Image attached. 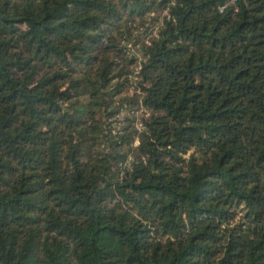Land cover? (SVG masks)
I'll list each match as a JSON object with an SVG mask.
<instances>
[{"label": "trees", "instance_id": "1", "mask_svg": "<svg viewBox=\"0 0 264 264\" xmlns=\"http://www.w3.org/2000/svg\"><path fill=\"white\" fill-rule=\"evenodd\" d=\"M226 1L0 0V264H264V0Z\"/></svg>", "mask_w": 264, "mask_h": 264}, {"label": "rangeland", "instance_id": "2", "mask_svg": "<svg viewBox=\"0 0 264 264\" xmlns=\"http://www.w3.org/2000/svg\"><path fill=\"white\" fill-rule=\"evenodd\" d=\"M165 9H159L158 11H156L154 13V16H152V18L147 23V25L149 26L148 27V31L146 33H144V35H143V37L141 38L140 41H138V42L137 41L136 42L133 41L135 43H133V42L130 43L131 50L127 48V53H128L129 56L134 55L131 52H135L136 54L134 56H137L138 57V60L135 59V64H134L135 65L134 66L135 69L141 65V60H142V55H143L142 51L139 49V45H140V43L145 42L147 40H151L152 38H154V37L157 36V34H158L157 17L158 16L163 17L164 16V10ZM130 45H129V47H130ZM140 94H142V91H141ZM133 108H137L136 110H138V111H136V115H135V123H136L137 129L140 131L142 129V126L140 125V122L142 121V119L145 116L147 117L148 111H146L145 108H142L140 99H139V102L133 106ZM124 112H126L125 109H124ZM121 116H123V115H121ZM137 137H138V135L133 140V143L134 144H138V138Z\"/></svg>", "mask_w": 264, "mask_h": 264}, {"label": "built area", "instance_id": "3", "mask_svg": "<svg viewBox=\"0 0 264 264\" xmlns=\"http://www.w3.org/2000/svg\"><path fill=\"white\" fill-rule=\"evenodd\" d=\"M238 1L239 0H227L224 3H221L218 8L221 12L225 11L229 6H233V5H234V8L237 9L238 8V6H237ZM168 13H169L168 8H166L164 10V15H167ZM161 18H163V17H161ZM159 24H158V26H159ZM140 68H141V65L135 69L134 75L132 76V79L134 81L133 83L135 86H137V80H138V74L140 72ZM140 125L142 126V122H140Z\"/></svg>", "mask_w": 264, "mask_h": 264}]
</instances>
